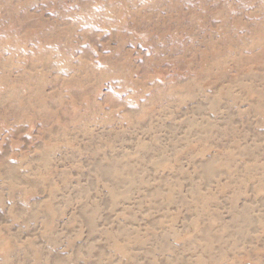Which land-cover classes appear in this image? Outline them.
<instances>
[{"label":"rangeland","instance_id":"rangeland-1","mask_svg":"<svg viewBox=\"0 0 264 264\" xmlns=\"http://www.w3.org/2000/svg\"><path fill=\"white\" fill-rule=\"evenodd\" d=\"M0 264H264V0H0Z\"/></svg>","mask_w":264,"mask_h":264}]
</instances>
